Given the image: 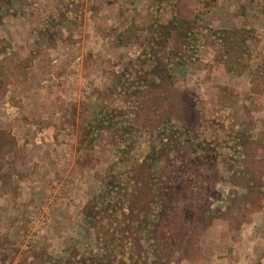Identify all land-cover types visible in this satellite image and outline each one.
Returning a JSON list of instances; mask_svg holds the SVG:
<instances>
[{
	"label": "rangeland",
	"instance_id": "374dc122",
	"mask_svg": "<svg viewBox=\"0 0 264 264\" xmlns=\"http://www.w3.org/2000/svg\"><path fill=\"white\" fill-rule=\"evenodd\" d=\"M0 264H264V0H0Z\"/></svg>",
	"mask_w": 264,
	"mask_h": 264
},
{
	"label": "trees",
	"instance_id": "16d2710c",
	"mask_svg": "<svg viewBox=\"0 0 264 264\" xmlns=\"http://www.w3.org/2000/svg\"><path fill=\"white\" fill-rule=\"evenodd\" d=\"M227 34H228V32H227ZM224 39V38H226V34H225V32H213V33H209L208 35H207V42L208 43H210V41H212V40H219V39Z\"/></svg>",
	"mask_w": 264,
	"mask_h": 264
}]
</instances>
